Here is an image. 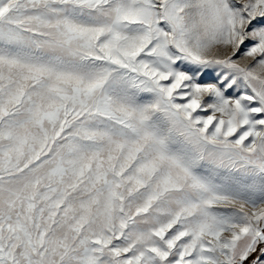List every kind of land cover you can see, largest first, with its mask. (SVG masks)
<instances>
[{
  "label": "snow or ice",
  "instance_id": "obj_1",
  "mask_svg": "<svg viewBox=\"0 0 264 264\" xmlns=\"http://www.w3.org/2000/svg\"><path fill=\"white\" fill-rule=\"evenodd\" d=\"M0 264H264V0H0Z\"/></svg>",
  "mask_w": 264,
  "mask_h": 264
}]
</instances>
